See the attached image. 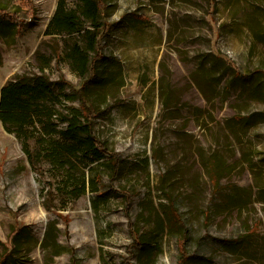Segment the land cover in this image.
<instances>
[{
  "label": "rangeland",
  "instance_id": "374dc122",
  "mask_svg": "<svg viewBox=\"0 0 264 264\" xmlns=\"http://www.w3.org/2000/svg\"><path fill=\"white\" fill-rule=\"evenodd\" d=\"M58 1L0 0V96L51 60L53 106L84 110L120 166L0 120V258L26 225V264H264V0H104V59L85 91L68 39L45 35ZM50 224L60 255L41 248Z\"/></svg>",
  "mask_w": 264,
  "mask_h": 264
},
{
  "label": "trees",
  "instance_id": "16d2710c",
  "mask_svg": "<svg viewBox=\"0 0 264 264\" xmlns=\"http://www.w3.org/2000/svg\"><path fill=\"white\" fill-rule=\"evenodd\" d=\"M107 11L108 7L105 6L104 0H78L73 8L68 6L66 0H59L45 31L47 36H60L68 39L65 57L70 69L86 83L85 86L82 85L83 91L87 88L86 79L90 75L91 80L97 78V65L104 59L100 49V39L107 32L105 23ZM50 63L51 60L44 59L38 67L39 75L35 74L33 77L15 76L2 87L0 120L5 130L10 134H15L18 138H21L22 132L29 128L37 132L39 130L42 134H49V131L52 130L54 133L61 134L68 141H75L81 152L92 162H99L100 165L113 167L114 171H118L119 161L106 162L112 155L94 136L91 123L83 113L84 110L81 112L79 109L69 108L67 111L60 112L55 105L53 106V100L57 98L53 88L54 84L44 73L45 69L50 67ZM73 89L75 90L74 87ZM75 92L79 94L82 106L87 108L88 101L82 91L75 90ZM73 99L74 97H68V100ZM60 126L61 128L58 130ZM24 151L27 153L30 163H33V157L25 142ZM93 183H100V176L96 175ZM88 185L89 183L84 177L80 187L82 190L76 195V198L86 192ZM92 191L98 192L97 188ZM117 194L126 196L128 203L132 199L125 192H117ZM101 195L98 197L103 198ZM171 214L173 212L167 214V228L173 231L176 226ZM127 218L132 229V236L137 241V234L128 213ZM52 225L47 227L41 248L44 250L53 248L57 252L56 255H60L63 249L58 242L57 229ZM9 241L10 249L1 256L0 264H26L22 253L35 241L30 227L23 225L14 228Z\"/></svg>",
  "mask_w": 264,
  "mask_h": 264
}]
</instances>
